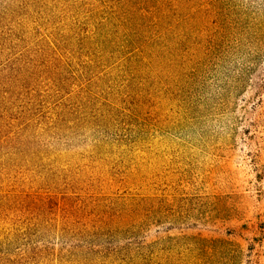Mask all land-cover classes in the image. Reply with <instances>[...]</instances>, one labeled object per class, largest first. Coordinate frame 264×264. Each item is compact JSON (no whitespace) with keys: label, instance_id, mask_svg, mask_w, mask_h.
I'll list each match as a JSON object with an SVG mask.
<instances>
[{"label":"rangeland","instance_id":"374dc122","mask_svg":"<svg viewBox=\"0 0 264 264\" xmlns=\"http://www.w3.org/2000/svg\"><path fill=\"white\" fill-rule=\"evenodd\" d=\"M0 118V264H264V0H0Z\"/></svg>","mask_w":264,"mask_h":264},{"label":"trees","instance_id":"16d2710c","mask_svg":"<svg viewBox=\"0 0 264 264\" xmlns=\"http://www.w3.org/2000/svg\"><path fill=\"white\" fill-rule=\"evenodd\" d=\"M4 129H5V124H4V120L0 118V145H4V144H8V143H13L14 140H17L18 138H14L13 136H7V139H2V134L4 133ZM19 133V132H18ZM76 218H68L67 221L69 223H75L76 222ZM86 226L81 229V231L78 232H73V236L75 237V239H77V241L81 242L82 244L84 242H86L85 245H87L89 247V249H87L88 251H90V253H94L97 254V258H98V263L97 264H121L124 262H127L126 260H124L122 257V253L120 252L119 247L115 246V247H111L108 246V242L106 240V237H101V235L98 232L101 231H97L100 229H95L96 227H92L89 225L88 222L85 223ZM89 228H88V226ZM264 228V227H262ZM94 230H96V232H94ZM29 230H27L28 232ZM264 232V231H262ZM28 234V233H26ZM62 237H65L67 235L66 231H62L61 233ZM30 236V234H29ZM86 238V240H85ZM98 238V239H97ZM24 241L22 237H20V235H17L15 237V241ZM24 245V253L22 255L23 259L27 258L29 259V257L26 255V251L27 249H29V251H31L32 253V257H34V259H43L42 254H40L38 251L36 250H31L32 247H28L25 244ZM81 250L77 253V254H72L70 257H68V259L66 260L65 264H84L83 263V259L85 258V255H83L81 253V251L84 252L83 247L80 248ZM126 255H133L132 257H136L135 254H133L131 251H128L127 249H124V253H126ZM81 253V254H80ZM101 255V256H98ZM2 256H0V260ZM24 261H26L24 259ZM95 263V261L93 262V264ZM63 264V263H62Z\"/></svg>","mask_w":264,"mask_h":264}]
</instances>
